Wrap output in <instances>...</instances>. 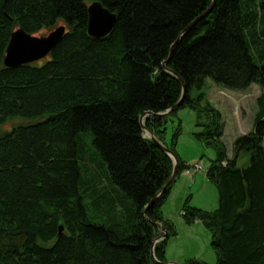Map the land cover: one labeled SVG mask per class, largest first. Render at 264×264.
<instances>
[{
    "label": "trees",
    "instance_id": "trees-1",
    "mask_svg": "<svg viewBox=\"0 0 264 264\" xmlns=\"http://www.w3.org/2000/svg\"><path fill=\"white\" fill-rule=\"evenodd\" d=\"M92 1L0 0V125L25 119L0 131V264L165 262L176 231L162 205L189 167L174 148V118L183 107L195 113V137L216 153L206 177L218 195L212 211L185 203L183 221L209 230L215 264H264V0H97L116 16L103 37L87 33ZM209 6L166 63L185 83L182 102L144 120L177 158L176 175L162 190L173 162L144 136L139 117L178 101L179 78L162 63ZM59 25L65 32L46 57L3 64L13 30L41 35ZM205 77L230 90L261 88L252 129L234 139L231 157L221 113L202 91ZM168 122H176L170 138ZM84 131L92 134L98 165L83 158ZM149 219L167 232L154 245L156 260L150 250L161 232Z\"/></svg>",
    "mask_w": 264,
    "mask_h": 264
},
{
    "label": "rangeland",
    "instance_id": "rangeland-1",
    "mask_svg": "<svg viewBox=\"0 0 264 264\" xmlns=\"http://www.w3.org/2000/svg\"><path fill=\"white\" fill-rule=\"evenodd\" d=\"M202 91L206 94L208 101L219 109L224 121L222 140L226 146L227 154L232 156L234 139L252 129L255 116L258 112L256 98L261 92L257 83H252L245 90H230L217 85L210 77H205ZM198 93L193 89L191 94ZM180 121V131L175 144L177 157L191 168L199 164L200 169L193 176L184 173L179 174L172 184L168 197L162 205V215L168 217L174 225L176 235L167 240L165 246L166 261L174 264H184L187 260H201L208 264L216 263V254L211 246V235L209 230L200 222L186 224L182 217V207L188 205L212 211L218 205L217 190L213 183L206 177V169L216 156L214 149L198 140L194 132L196 128L195 113L188 107L177 110L174 121ZM21 117L9 119L0 125V131L9 130L17 123H23ZM176 122H168L166 125V136L170 138ZM144 134L145 131H144ZM83 144L85 160H92V165H98L97 151L92 143L90 131L80 132ZM264 145V139H263ZM98 154V153H97ZM100 159V156L98 157ZM90 160V161H91ZM106 171V165L100 161ZM101 165V166H102ZM103 168V167H102ZM193 176V177H192Z\"/></svg>",
    "mask_w": 264,
    "mask_h": 264
},
{
    "label": "water",
    "instance_id": "water-1",
    "mask_svg": "<svg viewBox=\"0 0 264 264\" xmlns=\"http://www.w3.org/2000/svg\"><path fill=\"white\" fill-rule=\"evenodd\" d=\"M211 9V6L207 10H205L203 13H201L194 21H192L179 35L177 40L172 44L169 55L167 59L162 63V66L165 70H168L173 75L177 76L179 78V81L181 83L182 89H181V95L178 99V101L172 105L171 107L167 108L166 110L162 112H152V111H146L139 117V122L141 124V127L143 129V132L145 131L146 134L144 136L148 137L152 141L156 142L172 159L173 162V170L170 178L167 180V182L162 187V190L170 184L177 171V158L175 154H173L167 146L162 144L151 132L144 126V120L145 118L150 116H157V115H163L166 116L169 112L176 109L180 103L183 100V97L186 92V87L183 79L176 74L174 71L170 70L166 67V63L169 61L171 52L174 48V46L178 43L181 36L191 28V26L197 22L199 19L203 18ZM88 11V20H87V33L92 37H103L107 35L111 29L114 26L116 16L113 12L109 11L106 7H104L101 2L95 0L92 1L87 6ZM66 27L63 25L56 26L52 30H50L47 33L41 34V35H32L30 33H27L22 28H17L13 30L10 34L8 43L5 48V54L3 58V64L8 68H16L26 63H31L35 61H39L40 59L46 57L50 51L58 44V42L61 40ZM161 190V191H162ZM159 192L151 199V201L145 206L144 214L147 215V209L149 206L153 203L155 198L158 196ZM161 232L160 235L156 236L153 239L150 254L151 257L155 259L154 256V245L159 240L166 237L167 232L163 229V226L160 222H156L154 220L149 219ZM59 231H61V227L59 228ZM159 263V262H158ZM161 264H174L170 261L162 262Z\"/></svg>",
    "mask_w": 264,
    "mask_h": 264
},
{
    "label": "built area",
    "instance_id": "built-area-1",
    "mask_svg": "<svg viewBox=\"0 0 264 264\" xmlns=\"http://www.w3.org/2000/svg\"><path fill=\"white\" fill-rule=\"evenodd\" d=\"M200 169L199 164H194L191 168L185 169L184 173L187 174L188 176H191L194 172Z\"/></svg>",
    "mask_w": 264,
    "mask_h": 264
},
{
    "label": "crops",
    "instance_id": "crops-1",
    "mask_svg": "<svg viewBox=\"0 0 264 264\" xmlns=\"http://www.w3.org/2000/svg\"><path fill=\"white\" fill-rule=\"evenodd\" d=\"M197 171H198V170H197ZM197 171L193 173V176H194V175L197 173ZM193 176H192V177H193ZM166 219H168V220H169V218H168V217H166Z\"/></svg>",
    "mask_w": 264,
    "mask_h": 264
}]
</instances>
